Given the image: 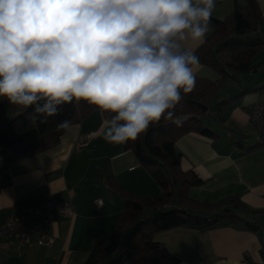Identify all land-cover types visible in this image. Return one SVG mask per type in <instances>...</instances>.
<instances>
[{
    "label": "crops",
    "instance_id": "1",
    "mask_svg": "<svg viewBox=\"0 0 264 264\" xmlns=\"http://www.w3.org/2000/svg\"><path fill=\"white\" fill-rule=\"evenodd\" d=\"M256 1L264 17V0ZM233 6L234 0H215L204 40L213 31V19H223ZM177 42L181 51H195L201 44L190 37L185 41L177 38ZM263 58L264 53L252 63ZM192 67L196 76L213 81L219 78L208 65ZM262 85L264 65L227 80L218 91L221 98L213 99L207 115L211 120L208 127L217 135L208 138L190 132L175 140L181 168L203 179L202 184L188 189L191 199L214 203L238 196L247 207L235 209L241 218L238 221L224 219L209 228L181 225L154 231L152 239L176 255L179 264H264V143L259 144L258 130L247 113L251 103L264 106V89L230 100L219 113L212 107L215 100ZM107 121L101 110L94 109L80 122L67 126L59 142L47 150L25 157L0 156V225L48 198L70 199L72 203L70 215L53 213L52 223L45 227L46 233L54 236L50 246L32 243L19 256L15 238L0 237V264H86L94 243L108 242L124 209V195L113 190L111 182L126 194L139 197L161 192L131 149L105 139ZM89 133L94 134L88 144L78 147L77 139Z\"/></svg>",
    "mask_w": 264,
    "mask_h": 264
},
{
    "label": "clouds",
    "instance_id": "2",
    "mask_svg": "<svg viewBox=\"0 0 264 264\" xmlns=\"http://www.w3.org/2000/svg\"><path fill=\"white\" fill-rule=\"evenodd\" d=\"M215 0H0V97L46 123L84 101L111 113L105 139L135 141L195 87L194 49ZM66 128L68 121L58 125Z\"/></svg>",
    "mask_w": 264,
    "mask_h": 264
},
{
    "label": "trees",
    "instance_id": "3",
    "mask_svg": "<svg viewBox=\"0 0 264 264\" xmlns=\"http://www.w3.org/2000/svg\"><path fill=\"white\" fill-rule=\"evenodd\" d=\"M263 47L264 17L256 0H245L244 3L234 0L229 15L213 19V31L197 47L195 55L199 63L208 65L219 74L218 80L195 75L192 92L183 93L181 90L182 99L173 111L175 118L184 120L182 126L177 127L162 117L135 141L124 144V148L131 149L140 163L149 169L161 192L152 197H139L126 194L120 185L111 182V188L124 195V209L108 242H95L86 264H179L176 255L152 239L154 231L181 225L209 228L224 219H241L235 209L243 211L247 207L238 196H228L214 203L199 202L188 196V189L202 184L203 179L194 171L181 168V153L175 148V140L190 132L208 138L217 135L203 123L205 116L210 114L213 99L227 80L264 65V58L257 64L252 63ZM261 89L264 85L244 89L228 99L215 100V110L219 113L230 100ZM4 104L16 113L7 121L0 120V156L9 154L15 157L30 156L51 148L66 131L67 127L58 126L62 121L67 120L69 126L98 109L84 101H73L61 106L58 115L41 124L32 121L31 108L7 100ZM103 115L109 120L114 114ZM261 143L264 140H260ZM143 211L149 214L138 218Z\"/></svg>",
    "mask_w": 264,
    "mask_h": 264
},
{
    "label": "built area",
    "instance_id": "4",
    "mask_svg": "<svg viewBox=\"0 0 264 264\" xmlns=\"http://www.w3.org/2000/svg\"><path fill=\"white\" fill-rule=\"evenodd\" d=\"M247 113L249 120L258 130L260 140H264V106L258 102L251 103L247 106ZM93 134L89 133L79 137L77 146L87 145ZM96 202L101 204L102 200L97 199ZM53 213L70 215L72 213L70 199L48 198L9 217L0 225V237L15 238L16 252L19 256H22L25 247L32 243L39 246H50L54 241V236L46 233L45 227L52 223ZM262 258L264 260V248Z\"/></svg>",
    "mask_w": 264,
    "mask_h": 264
},
{
    "label": "rangeland",
    "instance_id": "5",
    "mask_svg": "<svg viewBox=\"0 0 264 264\" xmlns=\"http://www.w3.org/2000/svg\"><path fill=\"white\" fill-rule=\"evenodd\" d=\"M261 51V52H260ZM264 53V47L261 49V50H259V52L254 56V60H258L259 58H261V55ZM215 98L217 99V98H221V93L219 92L216 96H215ZM5 98H2V97H0V120L1 121H7V120H9L10 118H12L14 115H15V113H16V111L15 110H11V109H9L5 104H4V102H5ZM213 106L212 107H214V105H215V103H213L212 104ZM215 120H217V117H216V115L215 114H213V116H212V121H215ZM203 123H204V125L205 126H211V120L209 119V117H207V116H205V118L203 119ZM149 213H148V211H143L139 216H138V218H145L147 215H148Z\"/></svg>",
    "mask_w": 264,
    "mask_h": 264
}]
</instances>
